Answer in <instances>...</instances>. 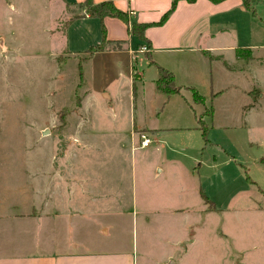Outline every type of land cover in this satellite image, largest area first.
<instances>
[{
  "label": "rangeland",
  "instance_id": "rangeland-1",
  "mask_svg": "<svg viewBox=\"0 0 264 264\" xmlns=\"http://www.w3.org/2000/svg\"><path fill=\"white\" fill-rule=\"evenodd\" d=\"M80 12L52 0H0V200L30 204L37 179L38 203L46 209L47 189L57 181L52 174L63 170L68 181L57 190L72 214L67 234L59 231L62 243L64 236L68 245L77 241L92 253L122 250L133 264H160L168 256L176 264H264V95L249 122L236 124L243 96L230 90L214 99L208 86L193 83L205 94L206 112L214 109L221 121L232 114L235 123L224 129L211 118L203 129L179 134L192 140H186L190 159L171 160L157 174L165 144L141 148L136 140L132 149L123 133L127 121L117 94L127 74L106 56L84 58L91 33L80 43L70 30L67 47L68 18ZM139 64L146 69V60ZM251 74L264 93V75ZM146 76L137 89L136 117L152 124L157 97ZM136 132V139L146 134ZM193 164L198 170L191 175Z\"/></svg>",
  "mask_w": 264,
  "mask_h": 264
},
{
  "label": "crops",
  "instance_id": "crops-1",
  "mask_svg": "<svg viewBox=\"0 0 264 264\" xmlns=\"http://www.w3.org/2000/svg\"><path fill=\"white\" fill-rule=\"evenodd\" d=\"M52 1L59 6L62 5L64 9L68 7L72 9L79 7L85 0ZM91 2L93 5L112 3L127 14L128 22L109 15L99 19L86 13L85 7H80L79 14L68 18L65 42L67 47L69 43L72 44L68 34L72 29L80 38V43L91 33L94 43L86 51L83 50L87 53L84 58L89 60L99 55L106 56V59L113 61L112 64L118 70L122 69L127 74V86L117 94L123 117L127 121L123 133L127 136L129 134L132 149L140 141V136L136 139L138 134L136 130L144 131L152 140L149 146L143 148L162 142L165 144L168 152L163 151L165 152L162 154L163 158L154 165L157 174L166 172L172 163L171 160L190 159V148L186 145L189 141L179 134H184L185 131L196 132L211 118L213 123L216 122V125L224 129L235 122L246 125L260 107V99L264 95L262 85L255 82L251 73H254L256 79H262L264 75L261 68V64L264 63V0H249V7H246L243 0L220 2L178 0L162 24L150 25L144 29L143 39L130 33L131 23H152L160 20L171 7L172 0H91ZM101 25L105 31L104 48L89 52L90 48L103 42ZM142 46H146L147 50L142 51ZM68 52L70 55L79 54L78 51L77 54L70 50ZM143 59L147 63L146 69L139 70V62ZM78 67L80 78L86 81L81 64ZM159 67L172 72L175 92L167 93L156 87ZM147 74L150 75L151 94L157 97L156 105L151 107V110L154 108L152 114L157 121L152 124L145 119L137 120L136 117L135 101L140 94L137 93V89L146 84ZM220 78L223 84H219ZM196 81L208 86L214 99L229 93L230 90L244 97L237 107L239 111L235 122L231 119L232 114L225 115L226 119L221 121L216 117L214 109L208 108L209 112H206L208 106L205 94L193 85ZM194 92L202 96V101H194ZM103 93L104 96L110 97L108 93ZM242 116L245 119H242ZM161 117L163 120L159 122ZM175 133H178L177 138L170 137V134ZM82 134L86 138L89 132L85 131ZM191 142L192 140L189 143ZM197 145L198 142L192 158L194 161L200 148ZM196 167L195 164L191 169L187 166L188 174H195L198 170ZM52 176L57 179L54 181L56 187L51 184L47 189L50 198L46 209L38 203L37 179L36 187H30L32 192L30 204L21 202L17 207L18 204L13 205L5 199L0 200V264H133L130 261L132 258L129 260L127 252L122 250H101L92 253L84 250L77 241L68 245V237L63 236L64 242H60L61 237L58 234L60 232L67 234L68 215L72 212L67 213L63 192L57 190L58 186L65 184L68 179L63 170L59 172V176L54 174ZM250 180L253 181V183L249 181L251 184L258 185L252 178ZM198 187L199 193L202 192L199 184ZM8 196L11 195L5 194L4 198ZM54 197L61 203V211L60 207L53 205ZM77 207L79 206L75 208ZM99 232L104 236L108 234L105 226H101ZM160 264L176 262L170 260L168 256Z\"/></svg>",
  "mask_w": 264,
  "mask_h": 264
},
{
  "label": "trees",
  "instance_id": "trees-1",
  "mask_svg": "<svg viewBox=\"0 0 264 264\" xmlns=\"http://www.w3.org/2000/svg\"><path fill=\"white\" fill-rule=\"evenodd\" d=\"M178 0H172L171 7L166 11L163 16L160 18V20L152 23H131L130 25V33L132 35H136L139 38H144V29L150 25H159L162 24L169 14L173 11L176 2ZM189 2H193L194 0H187ZM212 2H220L222 0H211ZM244 4L246 7H249V0H243ZM79 7H85L86 13H88L90 16H96L99 19H101L104 15H109L113 17H118L125 22H128V16L126 13L122 12L121 10L117 9L112 3L110 2H105L97 5H93L91 0H85L83 3L79 4ZM102 28V35H103V42L101 45L95 46L90 48L89 52H93L96 50H102L104 48V42H105V34H104V27L101 25ZM80 71V67H79ZM80 73V72H79ZM81 75V73H80ZM156 87L162 91H165L167 93L175 92L176 87L174 85L173 81V74L172 72L166 70L165 68L159 67V77L156 80ZM193 97L197 99L198 101H202V96L194 92ZM248 179L250 182L253 183V181L250 180L249 176ZM200 195L202 199L205 201V203L209 204V207H213V202H210L208 197L203 193L200 192Z\"/></svg>",
  "mask_w": 264,
  "mask_h": 264
},
{
  "label": "built area",
  "instance_id": "built-area-1",
  "mask_svg": "<svg viewBox=\"0 0 264 264\" xmlns=\"http://www.w3.org/2000/svg\"><path fill=\"white\" fill-rule=\"evenodd\" d=\"M141 50L142 51H145L147 50V47L146 46H142L141 47ZM140 144H139V147H147L149 146V144L151 143V139L149 137H147L144 133H141L140 135Z\"/></svg>",
  "mask_w": 264,
  "mask_h": 264
}]
</instances>
